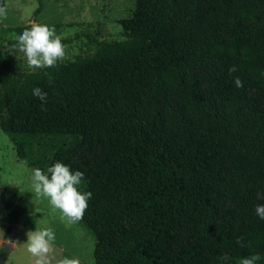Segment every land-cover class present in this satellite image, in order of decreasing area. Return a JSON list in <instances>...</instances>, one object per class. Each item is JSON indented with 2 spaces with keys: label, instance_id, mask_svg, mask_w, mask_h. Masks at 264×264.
I'll return each instance as SVG.
<instances>
[{
  "label": "trees",
  "instance_id": "16d2710c",
  "mask_svg": "<svg viewBox=\"0 0 264 264\" xmlns=\"http://www.w3.org/2000/svg\"><path fill=\"white\" fill-rule=\"evenodd\" d=\"M118 23L123 39L55 68L14 72L0 63V130L15 156L42 171L57 161L74 171L67 150H52L56 137L99 145L79 221L93 236L94 264H220L225 255L239 264L257 253L264 264V219L255 212L264 205L256 199L264 192V107L247 100L252 84L264 93V0H136ZM15 43L6 42L8 54ZM208 65L215 70L203 92L195 70ZM35 87L47 93L43 108ZM232 198L240 205L214 230ZM3 210L7 232L34 206L17 197ZM180 224L193 240L168 257Z\"/></svg>",
  "mask_w": 264,
  "mask_h": 264
},
{
  "label": "rangeland",
  "instance_id": "374dc122",
  "mask_svg": "<svg viewBox=\"0 0 264 264\" xmlns=\"http://www.w3.org/2000/svg\"><path fill=\"white\" fill-rule=\"evenodd\" d=\"M135 4L136 0H40V8L35 11L38 0H0V5L6 8V15L0 16V63L6 60L14 72L30 71L22 53L17 51L11 55L5 50L6 42L17 38L11 28L28 23L55 26L56 34L62 37L65 46L66 58L63 61L89 55L101 41H119L124 38L118 20L129 16ZM214 70L213 65L195 70L203 92H206L208 76ZM247 100L251 105L264 107V93L257 91L253 84L248 86ZM56 138L52 150H67L69 162L78 166L74 171L84 173L80 186L82 191L91 172L98 166L99 145L96 142H73L68 136ZM48 158L50 161V153ZM49 163L43 168L45 174H48ZM33 169L35 167L26 165L15 156L11 142L0 130V243L8 240L9 234V231L6 232L8 225L4 218L3 202L22 197L34 206L33 212L21 214L14 224L10 241L15 246L7 253L3 264H35V258L27 251V236L31 231L43 228H51L55 232L53 252L49 257L51 264H60L64 259L77 260L79 264H94L93 236L80 222L69 224L59 210L52 209L47 198L35 193ZM256 199L264 202L262 190L258 189ZM240 203V198H232L218 210L211 221L213 229L224 225L227 210L234 209ZM193 236V232L185 225L171 228L167 256L171 257L180 245L190 243Z\"/></svg>",
  "mask_w": 264,
  "mask_h": 264
},
{
  "label": "clouds",
  "instance_id": "9594fccd",
  "mask_svg": "<svg viewBox=\"0 0 264 264\" xmlns=\"http://www.w3.org/2000/svg\"><path fill=\"white\" fill-rule=\"evenodd\" d=\"M6 15V8L0 5V16ZM15 48L26 58V63L31 71L38 69L55 68L58 62L66 58L65 46L62 37L56 34L55 26L33 23L16 38ZM235 65L229 68V74L237 71ZM44 75H51L47 72ZM237 87H243L239 77L234 78ZM32 94L42 102V108L47 103V93L35 87ZM47 175L39 168L33 169L32 184L35 193L48 199L53 210H59L69 224L78 223L88 207L92 198L90 191H80L84 173L72 171L62 162H55L47 169ZM256 214L264 219V205H257ZM27 236V251L35 258V264H51L50 254L53 252L55 232L51 228H43L29 232ZM237 244L245 246L242 238H237ZM261 256L253 254L242 257L239 264H256ZM60 264H79L77 260L64 259ZM220 264H228L227 255L220 258Z\"/></svg>",
  "mask_w": 264,
  "mask_h": 264
},
{
  "label": "water",
  "instance_id": "95a60500",
  "mask_svg": "<svg viewBox=\"0 0 264 264\" xmlns=\"http://www.w3.org/2000/svg\"><path fill=\"white\" fill-rule=\"evenodd\" d=\"M14 231V225L11 226L8 234V240H4L0 243V264H3V261L7 255V253L12 249V243L10 241V238L12 236V233Z\"/></svg>",
  "mask_w": 264,
  "mask_h": 264
},
{
  "label": "crops",
  "instance_id": "0c3cea01",
  "mask_svg": "<svg viewBox=\"0 0 264 264\" xmlns=\"http://www.w3.org/2000/svg\"><path fill=\"white\" fill-rule=\"evenodd\" d=\"M15 246V244L14 243H12V248Z\"/></svg>",
  "mask_w": 264,
  "mask_h": 264
}]
</instances>
